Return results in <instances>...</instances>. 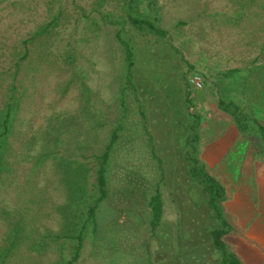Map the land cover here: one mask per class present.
Returning <instances> with one entry per match:
<instances>
[{"label": "trees", "instance_id": "1", "mask_svg": "<svg viewBox=\"0 0 264 264\" xmlns=\"http://www.w3.org/2000/svg\"><path fill=\"white\" fill-rule=\"evenodd\" d=\"M61 1L50 0L49 13H53ZM165 1L104 0L100 4L104 10L96 8L97 16L82 12L77 25L95 26L105 35L114 31L121 47L123 80L115 98L119 110L115 127L100 151L92 149L87 140H76L71 144L76 149L71 154L74 157L58 151L62 144L58 136L42 142L43 150L28 156L29 167H25L26 156L36 143L22 134V125L33 100L31 90L45 79L69 76L68 80L57 82L56 91L63 98L75 85L81 93L80 103L85 102V110H94L87 115L99 118L97 106L91 103V88L77 74L83 71L76 64L77 51L60 55L53 52L50 34L51 29L61 23V6L47 25L40 26L20 46L6 48L3 39L9 40L11 36L4 21L14 16L23 17L28 6L21 0H0V264H80L88 240L97 242L109 238L106 233L117 223L122 214L118 209L124 205L127 218L137 213V208L139 212L148 211L147 223L156 233L164 220L163 187L170 185L174 189L175 181L181 193L184 185H188L198 200L190 201L186 208L180 206L179 216L188 234L175 223L174 229L183 240L177 236L175 244L163 248L159 260L166 264H206L209 259L215 264H244L231 241L237 224L230 219H238V216L231 215L226 208L235 191H227L214 174L215 166H210L203 154L206 145L211 146V152L215 151L213 148L216 152L220 149L215 157L218 166L223 163L228 166L239 188L251 198L248 201L252 205L251 213L258 216L259 196L256 191L247 193L242 177L247 148L253 147L256 152L251 158L259 157L264 164V124L256 110L225 95L218 98L214 111L218 117H206L200 112L204 103L200 105V100L214 84L207 79L203 91V88H194L187 77L189 74L199 76L195 73L198 69L184 51L201 54L199 59L204 61V55L210 52L208 48H212L211 41L214 43L219 34L224 36L223 29L240 35L229 48L236 52V57L240 56L239 60L244 56L249 58L245 67L251 69L249 72L243 69L218 71L216 77L224 80L237 74L231 83L236 90L241 89L244 99L255 108L264 105V67L258 66L264 57V0H227L233 8L230 15L208 14L207 5L198 6L193 0H173L183 10L175 17L168 12ZM106 2L110 8L114 4L113 10L104 7ZM189 6H198L199 12L189 14L185 9ZM186 14L189 15L186 17ZM188 26L190 30L186 29ZM201 43H207L203 51L198 47ZM213 52L221 61V53L215 49ZM218 65L220 63L209 67L211 76L215 75ZM257 68H261V72L256 73ZM154 100L159 107L156 113L162 114L159 124L157 117L150 114ZM136 116L141 119L138 128L137 123L133 125ZM71 119L62 120L61 137L67 134L63 130L73 125ZM105 125L99 119L92 129L97 131ZM29 126L30 123L27 128ZM127 136L131 139L130 147H137L141 155L143 143L144 154L150 155L158 173V178L153 180L142 174L143 171H137V164H129L125 159L124 165L120 164L118 169L124 172L129 187L138 189L142 202L133 200L131 194L124 191L125 194L114 192L109 186L113 159ZM223 139L224 144H220ZM128 156L134 157L132 152ZM171 187L170 194L174 195ZM120 193L122 201L117 198ZM254 198H257L255 204L252 203ZM141 203L143 207H139ZM139 220L146 223L145 219ZM118 250L113 251L115 258L110 264H118Z\"/></svg>", "mask_w": 264, "mask_h": 264}, {"label": "rangeland", "instance_id": "2", "mask_svg": "<svg viewBox=\"0 0 264 264\" xmlns=\"http://www.w3.org/2000/svg\"><path fill=\"white\" fill-rule=\"evenodd\" d=\"M21 1L28 6L24 16H14L11 19L4 21L5 25L9 27L8 33L11 36L9 40L3 39V43L6 48H11L13 45L20 46L21 42L33 36L34 32L37 31L40 26L43 24L47 25L51 21L52 17L57 15L56 12L61 6V9L63 10L61 23L59 26L54 27V29L52 28L50 34V39L52 43H54L53 52L54 54L60 55L71 50L77 51L76 64L78 67L83 69V71H78L77 74L82 77L86 84L91 88V103H94L97 106V116L106 124L105 127L97 131L92 129L96 120L99 119H92L90 115H87V113H93L94 110L92 112L90 109L85 110V102L80 103L81 93L75 85L71 87L70 92L63 98L61 97V93L59 94V92L56 91L57 82L68 80L70 78L69 76L61 77L59 75L60 78L52 76L48 78V80L45 79V82L39 84L37 88H33L31 90L33 93L31 99L33 100H31V104L29 106L28 116L22 125V127L24 126L22 134H27L30 142L34 141L36 143V145L34 144L32 146V151L26 156L27 159L24 166L29 167V158L36 155L40 149L43 150L44 143L42 142L53 140L56 136L62 139V144L58 151L65 156L70 157L72 153H75L74 150L76 149L71 144H74L76 140H87L90 142L91 147H93L92 149L100 151L103 144L107 142L109 135L114 129V122L119 113L117 100H115V98L123 80L121 69V65L123 64V55L121 54L120 44L116 41L114 31H108L106 32L108 34L105 35L103 31L99 33L95 29V26L87 24L77 25L76 20L81 18L82 12L84 13L85 11L91 12L90 15L92 16H97L96 8L104 10L100 6L101 3H104V0H62L59 4H56L53 13H49V10L52 8L50 0ZM106 1L111 2V0ZM193 1H195L194 4H198V6L207 5V12L211 15L233 14V8L227 0ZM163 3H166L168 12L171 13L172 17H175V14H178L179 16L180 12H183V10L178 8V4L173 2V0H166ZM107 5H109V3L106 2L104 7H108L109 10H113L114 4H112L113 7L111 8ZM198 6H189L185 9H187L189 14H194L195 11L199 12L197 8ZM189 14H186V17ZM168 18L171 19L169 15ZM190 21L191 20H189V22ZM186 29L190 30L191 26L186 27ZM223 31L224 32L221 34L224 36L220 37L219 34L217 39L214 38V43L216 45L212 41L209 44L212 48H208L210 52L207 55H204V61L199 59L201 54H197L196 52L188 53L187 51H184L190 63L194 64L198 69L196 70L197 72H195L196 75L201 76L203 79L204 84L202 91L205 88V80L208 79L210 83L212 82V84H214L213 88L204 92L205 97L203 100H200V105L204 102L202 103L203 105L200 112H203L206 117H218V115L214 113L217 108L218 98L219 96L225 95L229 100H236L243 105L250 106L254 111L256 110L259 120L262 124H264V111L262 110L264 105H257V108H255L251 103L244 99L241 89L237 91V87L231 84L237 74L234 77L232 76L230 79L220 80L221 78H217L218 71L243 69V71L249 72L251 69L245 67L248 60L250 61L249 58L244 56V59L239 60L240 56L236 57V52H233V50L229 48L230 44L235 42L241 36L230 33V31L226 29H223ZM227 35L230 37H228V41H225L226 39L224 38ZM206 44L207 43H201L198 45L200 51H203V48L207 46ZM214 49L221 53V61H219V57L214 55ZM252 57L254 58V56ZM219 63L220 65L216 67L215 75L211 76L208 71L209 67L212 68ZM258 66L264 67V57L258 63ZM30 67L32 66L30 65ZM258 72H261V68L256 69V73ZM85 75H87V77H85ZM194 75L195 74H189L187 78L191 80V77ZM80 83L81 82H78L79 86ZM141 99L143 100V98ZM152 104L150 105V109H152L150 114L157 117L159 124V118H161L162 114L160 113V115L156 113V109L159 107L155 100ZM71 115L74 117L73 119L70 118ZM63 119L65 121L71 119L73 125H68L63 130L64 132H67V134H64L61 137V129L59 126L62 124ZM140 122V116L133 118L134 127L135 123H137V128L140 127ZM29 123L30 126L27 128V124L29 125ZM130 140V136H127V144L125 142L122 145L121 149L116 154L115 160L113 159L109 186L114 192L118 191L123 193L122 191H124L127 194H131V198L133 200L142 202L138 189L129 187V181L124 178V172L118 169L120 164L124 165L123 159H125V161L129 164H137V166L139 165V167L136 166L137 171H143L141 172L142 174L153 180L158 178V173L150 155L148 153L147 155L144 154L145 149L143 143L140 145V148L143 150V154L141 155V152L137 147L135 149L130 147L132 146L131 142H129ZM68 143L70 145L67 147ZM240 151L243 152V148H240ZM131 152L134 157L128 156ZM255 152L256 150L251 147V149L247 148L245 154L246 162L243 167L244 173L242 183H245V185H243L244 187L249 188L247 193L253 192L255 182L257 183L261 181L264 183V164L260 161L259 157H257V159L256 156L254 159L251 158L252 154ZM79 153L80 151L78 153L76 152V156H78ZM210 164L215 166L214 174L221 181V183L226 186L227 191H235L232 197L229 198V203L226 205L227 209L232 208L235 206L234 199H236V192L240 189L236 183V177L230 173L231 171H229L228 166L224 163L221 166H218L216 162H210ZM173 167L175 168V165H173ZM177 185L179 184L175 181L174 189L170 185L165 188L163 187V196L165 199L164 220L163 226L160 227L156 233L152 232L150 225L147 223L148 215L146 214L148 211L139 212L137 208V213L127 218L124 214V210L126 208V205H124L118 209V211L122 212V214L118 217L117 223L112 226L111 231L106 233L109 238H103L98 241L96 240L97 242H93L91 239L88 240L83 254V259L80 264H110L111 260L115 258L113 253L115 248L119 249V253L117 254L118 264H166L164 260H159V258H161L160 254L163 248H168L172 244H175L177 236L182 237L183 240V236H181L176 229H174L176 225L175 223H177L176 226L178 228L181 227L182 231L185 230L186 234H188L186 227H183L182 218L179 216L180 206L186 208L190 201L198 200L196 194L188 189V185H184V191L182 193L176 188ZM170 187L173 192H175L174 195L170 194ZM256 192V195L259 196L258 201L260 202L262 192L259 189H256ZM121 193L120 195L117 194L119 195L117 196L119 201H122ZM242 194L246 199H248V201H251V198L248 195H245L243 192ZM255 200H257V198H254L252 203L255 204ZM118 205H120V203H118ZM143 206V203L139 205V207ZM259 211L260 214L256 217V225L257 227L262 226V228L256 230L258 238L252 239L254 235L251 231L250 235L252 238L250 239H248L249 237H246L249 235L248 232L245 234H242L241 232L235 233L234 237L231 238V241L244 264L246 260H249L250 262L253 261L255 264V259L258 255L257 253L251 252L253 244L256 250L260 251L261 248L263 249V245H260V243L261 237L264 233V209H259ZM139 218L145 219L146 223H141ZM239 227L240 226L237 228ZM94 245L97 247L96 249H94ZM212 260L213 259H209V262L206 264H215L216 262H212ZM258 264H264V261H261Z\"/></svg>", "mask_w": 264, "mask_h": 264}, {"label": "crops", "instance_id": "3", "mask_svg": "<svg viewBox=\"0 0 264 264\" xmlns=\"http://www.w3.org/2000/svg\"><path fill=\"white\" fill-rule=\"evenodd\" d=\"M225 142V139L221 140L219 143L220 144H224ZM214 145V144H213ZM210 145H206L205 146V153L203 154V157L205 158V160L209 163L210 166H212L210 164V162L214 163L218 161V159H216L215 157L217 156V154L219 153L220 149L218 152H216V148H213L215 151L214 152H211L209 151L210 149ZM249 189V188H247ZM253 192L256 191V189H259L261 190V200H260V203L259 205H257V211L258 213H260L259 209H264V183H262L261 181L257 182V184L255 186H253ZM238 192H236V199H234L235 201V206H233L232 208H229L230 211L232 212V214H237L238 216V219H231V221L235 222L237 224V227L240 226L239 228H237L235 226V228L233 229L234 233H239L241 232L242 234H245L246 232H248V236H246L248 239L252 238L251 235H250V231L252 232V234L254 235L252 239L254 238H258L257 236V229H260L262 228V226L260 227H257V221H255V217H258V216H255L251 213V207L252 205L248 203V200H244V196L242 194V189H238L237 190ZM233 201V200H232ZM239 210L236 212V210ZM231 214V215H232ZM260 225V224H258ZM263 245V249L261 248L260 251L256 250L255 249V246L253 244V247H252V250L251 252L253 253H257L258 257L255 259V264H258L260 263L261 261H264V233L261 237V243L260 245ZM254 264L253 261H249V260H246L245 264Z\"/></svg>", "mask_w": 264, "mask_h": 264}, {"label": "built area", "instance_id": "4", "mask_svg": "<svg viewBox=\"0 0 264 264\" xmlns=\"http://www.w3.org/2000/svg\"><path fill=\"white\" fill-rule=\"evenodd\" d=\"M191 83L193 84L194 88H196L197 90H201L203 87V81L199 76H194L191 79Z\"/></svg>", "mask_w": 264, "mask_h": 264}]
</instances>
